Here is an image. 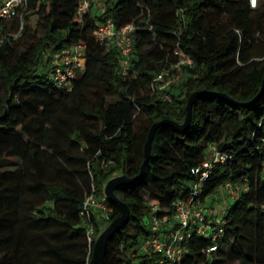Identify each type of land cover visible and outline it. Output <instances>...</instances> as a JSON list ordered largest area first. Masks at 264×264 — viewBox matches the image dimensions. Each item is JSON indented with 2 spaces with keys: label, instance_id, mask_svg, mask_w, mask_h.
<instances>
[{
  "label": "trees",
  "instance_id": "1",
  "mask_svg": "<svg viewBox=\"0 0 264 264\" xmlns=\"http://www.w3.org/2000/svg\"><path fill=\"white\" fill-rule=\"evenodd\" d=\"M79 4L28 0L22 24L0 20V160H20L0 167V264H91L94 240L119 209L107 198V218L91 210L85 220V199L102 198L114 172L137 175L150 125L181 124L195 91L208 94L195 98L187 129L159 127L142 177L115 189L130 213L107 241L104 264L157 258L138 250L150 218L172 216L212 145L228 158L213 165L196 200L213 208L226 183L238 189L216 211L224 223L216 250L208 252L210 236L192 231L181 264H264V93L244 104L264 80V0L254 9L246 0H102L78 22ZM107 19L117 30L135 28L125 75L117 49L94 34ZM76 45L84 47L83 70L57 86L56 54ZM177 52L192 63L182 65L167 101L149 86Z\"/></svg>",
  "mask_w": 264,
  "mask_h": 264
},
{
  "label": "built area",
  "instance_id": "2",
  "mask_svg": "<svg viewBox=\"0 0 264 264\" xmlns=\"http://www.w3.org/2000/svg\"><path fill=\"white\" fill-rule=\"evenodd\" d=\"M79 1L80 4L75 17L78 22L81 21L85 13L95 7L97 0ZM246 2L250 8L254 9L259 5L260 0H246ZM27 5L28 0H0V20L17 19L22 24L21 20ZM134 31L135 28L132 25L117 30L110 19L98 23L94 31L101 44L107 49L114 47L119 52L123 75L126 74L129 59L134 53ZM3 39V36L0 35V44ZM83 49V46L76 45L63 48L56 54L53 78L57 86L69 87L76 75L81 73L85 63ZM177 55L179 60L158 73L149 86L151 93L163 100H170L166 90L182 79V65H191L192 63L191 59L183 53L177 52ZM227 158L228 156L220 152L215 145L210 146L202 163L192 169V174L197 176L198 180L192 185L188 196L173 202L174 212L172 216L157 217L152 215L150 218L151 233L143 240L138 250L148 255L154 254L157 258L146 264H181L184 243L189 239L192 231L200 235L210 236L213 243L222 235L224 223L219 220L214 208L201 204L196 198L202 192L203 183L209 178L213 165L216 162H225ZM223 187L228 192L233 193L231 197L236 194L238 189L234 188L231 183H226ZM91 210L99 211L103 217L107 218L111 212L107 197L104 195L97 199L93 192L87 196L81 212L85 220L89 219ZM152 210H155V207ZM212 222L215 227H212ZM212 228L215 231L210 233ZM216 247L215 243L212 244L208 248V252L215 251Z\"/></svg>",
  "mask_w": 264,
  "mask_h": 264
},
{
  "label": "water",
  "instance_id": "3",
  "mask_svg": "<svg viewBox=\"0 0 264 264\" xmlns=\"http://www.w3.org/2000/svg\"><path fill=\"white\" fill-rule=\"evenodd\" d=\"M262 93H264V80H262L261 88L258 94L251 99L250 101L244 103L249 104L253 101H255L256 98H258ZM208 94L207 92L203 91H195L191 93L187 99L185 111V119L181 124H178L172 120L169 119H163L160 121H156L152 123L149 127V130L147 132L146 140L143 147V153H144V160L140 166L139 173L133 177H126L123 174L113 176L109 178L106 183L103 186V193L108 198V200L113 203L117 208L119 209V215L115 217L112 221H110L107 226L97 235L96 239L93 242L92 250H91V264H104V256H105V250H106V244L110 237H112L116 231H118L128 220L129 218V208L128 206L115 195V189L122 185H127L134 183L138 181L143 173L144 168L146 164L148 163L149 157H150V148H151V142L154 138L156 130L165 125L172 126L175 128L176 131L182 132L185 131L189 125L190 119H191V113H192V105L195 100V98ZM225 99H228L229 101L233 103H238L231 98H229L226 94L222 93H210Z\"/></svg>",
  "mask_w": 264,
  "mask_h": 264
},
{
  "label": "rangeland",
  "instance_id": "4",
  "mask_svg": "<svg viewBox=\"0 0 264 264\" xmlns=\"http://www.w3.org/2000/svg\"><path fill=\"white\" fill-rule=\"evenodd\" d=\"M102 4V0H98V3L96 2L95 7L98 9V7L100 6V4ZM20 164V160L17 158H4L2 160H0V167L6 170H13L15 169L18 165ZM119 171L114 172L111 177L119 175ZM246 182H242L240 183L241 185L245 184ZM76 184H79L76 181ZM234 191V189H233ZM235 192V191H234ZM233 195V193L228 192V190H226V188L221 187L219 190H217V192L212 196L211 198V206L214 208L215 211H217L218 213L225 208L229 202L231 201L230 198ZM103 227V226H102ZM105 228V226L103 227V229ZM102 229V230H103ZM225 250V248L222 249V251Z\"/></svg>",
  "mask_w": 264,
  "mask_h": 264
}]
</instances>
